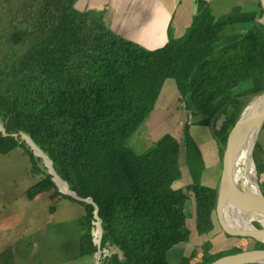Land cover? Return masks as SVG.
Returning a JSON list of instances; mask_svg holds the SVG:
<instances>
[{
    "label": "trees",
    "instance_id": "obj_1",
    "mask_svg": "<svg viewBox=\"0 0 264 264\" xmlns=\"http://www.w3.org/2000/svg\"><path fill=\"white\" fill-rule=\"evenodd\" d=\"M7 2L8 16L3 13L0 23L7 68L0 72V118L7 132L29 134L70 187L98 204L102 248L119 250L105 264H171V248L189 240L188 193L174 185L183 173L181 140L200 221L213 211L200 183L205 161L186 123L182 139L166 133L140 154L127 141L153 110L165 80L173 78L186 109L209 112L221 150L248 98L264 92L263 21L252 14L237 38L220 45L231 16L217 17L207 0H196L189 31L147 48L114 32L99 13L79 9L78 0ZM258 8L263 16L260 2ZM18 146L43 175L27 189L29 198L48 192L55 200L78 201L58 190L24 142L0 133L1 153ZM78 202L86 208L80 253L92 254L94 207ZM239 237L259 246L251 236ZM231 252H209L203 264Z\"/></svg>",
    "mask_w": 264,
    "mask_h": 264
},
{
    "label": "rangeland",
    "instance_id": "obj_2",
    "mask_svg": "<svg viewBox=\"0 0 264 264\" xmlns=\"http://www.w3.org/2000/svg\"><path fill=\"white\" fill-rule=\"evenodd\" d=\"M11 1L19 2L20 0ZM192 1L197 15L196 0ZM4 2L5 0H0L1 24L4 23V18L8 16L5 12V5H10L8 2ZM207 2L217 17L220 15L231 16V21L221 20L228 24L223 33V39L218 43L220 45L228 42L227 40L237 38L243 31L242 27L247 25L243 21L250 18L252 14H255L252 19L263 20L262 15L259 13V0H207ZM90 10L94 12L93 8ZM3 13L5 14L4 18ZM193 23H191V26ZM145 40H141L144 46L146 45ZM138 42L141 44L140 41ZM0 46V72L2 73L7 68L4 65L2 45L0 44ZM250 82L248 81L242 86L249 85ZM164 84L159 94L160 99L158 97L159 101L156 100L153 110L133 133L134 137L137 138H141L142 135V143L146 144L141 153L154 146V142L157 141L159 136L170 133L169 129L172 126H174L171 128L172 131L181 126L178 131H175V135L180 139L183 137V129L181 128L185 123L183 122L185 117L182 115L183 110H185V101L183 98L181 99L179 90L178 96L176 95L175 82H168L165 86ZM235 89L232 88L222 92L217 96L218 98H215V102L217 103L225 95H230ZM258 96V94L250 96L246 106L250 105ZM190 113L191 120L188 119L189 121H186V124L190 125L191 134L193 133L191 131L192 127H197L200 133L208 134L212 131L207 116L209 112L198 114L200 112L190 111ZM222 119L223 117L219 118L218 125L221 124ZM178 121H181V123H178ZM193 136L200 148L199 150H202L201 144L203 145L205 140L202 141L194 133ZM128 144L131 149L136 148L135 145L129 143V140ZM181 144L180 163L183 173L174 185L184 187L188 193L187 227L189 229V240L173 246L169 251V258L171 264H203L210 250L217 251L228 248V246L211 217L201 221L197 220L196 203L192 193V178L184 156L185 146L183 140H181ZM212 148L211 153L214 154L215 146L213 145ZM202 153L203 151H201ZM253 155L258 183L264 195L262 190L264 185L261 181L263 175L260 173L262 162L257 156V152H254ZM37 161L42 165L40 159H37ZM242 169L243 167L241 171ZM42 177L41 173L32 168L30 158L22 147L18 146L9 153L0 152V264H97L96 251L86 255L80 253V239L84 231L80 219L86 214L85 206L70 198L62 197L55 200L48 192L40 193L33 198L27 196V189ZM242 183L243 180L240 176L237 184L241 189ZM236 200L242 208L243 199L238 192L236 193ZM104 248L109 249L111 253L119 251L116 246ZM104 253L99 257L100 264H105Z\"/></svg>",
    "mask_w": 264,
    "mask_h": 264
},
{
    "label": "water",
    "instance_id": "obj_3",
    "mask_svg": "<svg viewBox=\"0 0 264 264\" xmlns=\"http://www.w3.org/2000/svg\"><path fill=\"white\" fill-rule=\"evenodd\" d=\"M263 10L264 23V0H259ZM1 120V118H0ZM0 133L3 136L12 135L19 142H24L25 145L32 151L35 158L40 159L38 165L43 168L50 176L52 181L57 186L58 190L63 194L69 195L72 198L90 203L93 205V241L97 246L95 252L97 264H100L99 257L112 254L109 249L102 248L101 242L103 237L102 219L99 216V207L94 199L90 196L83 197L73 190L68 181L65 180L56 170L53 160L46 154L35 140L26 132H7L4 124L0 123ZM264 142V92L260 94L250 105H247L238 115L234 125L230 129L227 138L217 154V156L208 163L201 175L200 183L204 187L209 197L213 201L212 215L218 230L228 246V249L233 252L223 255L208 264H214L223 258H232L234 264H264V240L259 239L258 247H252L243 241L237 233V227L232 222L233 208L235 209V201L233 199V191L240 189L238 186V173L243 167L241 161L250 155L254 162V150L259 144ZM43 166V167H42ZM257 178V170H256ZM257 185L261 195H263L258 183ZM243 188V184H242ZM264 196V195H263ZM264 220V217H261ZM258 228L264 230V222L258 220ZM120 254H122L120 252Z\"/></svg>",
    "mask_w": 264,
    "mask_h": 264
},
{
    "label": "crops",
    "instance_id": "obj_4",
    "mask_svg": "<svg viewBox=\"0 0 264 264\" xmlns=\"http://www.w3.org/2000/svg\"><path fill=\"white\" fill-rule=\"evenodd\" d=\"M77 6L81 10L93 8L95 12L102 16L104 23L119 35L135 42L138 40L141 45H143L141 40L146 39L145 47L147 48H157L171 39L183 36L191 28V23L195 21L196 14L192 0H78ZM138 41L137 43H139ZM168 82H175L176 86L175 79L167 78L164 86ZM176 95L178 96V89ZM182 115L185 117L183 122L186 123V121H189L188 119L191 120V113L188 109L185 108ZM178 123H181V121H178ZM185 123H183V126ZM183 126L181 129H183ZM180 127L174 131L170 128L169 131L175 135V131H178ZM191 131L202 141L205 140V143L201 144V151L204 153L202 156L206 166L219 153L218 143L212 132L208 134L200 133L197 127H192ZM128 140L129 143L135 145L136 148H132L134 152L140 154L145 149L146 144L142 143V135L141 138H137L133 134ZM213 145L215 146L214 154L211 153ZM129 147L131 146L129 145ZM254 152H257V156L262 162L260 173L263 175L261 181L264 185V142L259 144ZM262 190L264 191V188Z\"/></svg>",
    "mask_w": 264,
    "mask_h": 264
},
{
    "label": "bare ground",
    "instance_id": "obj_5",
    "mask_svg": "<svg viewBox=\"0 0 264 264\" xmlns=\"http://www.w3.org/2000/svg\"><path fill=\"white\" fill-rule=\"evenodd\" d=\"M241 163L243 169L238 173V179L242 177L243 188L233 191L235 209L231 211L233 213L232 222L237 227L239 236H251L257 241L264 240V230L258 228V220L264 222L261 218L264 217V196L261 195L257 185L256 170L251 156L247 155ZM237 192L243 199L244 208H241L236 200ZM214 264H234V261L231 257L223 258Z\"/></svg>",
    "mask_w": 264,
    "mask_h": 264
},
{
    "label": "flooded vegetation",
    "instance_id": "obj_6",
    "mask_svg": "<svg viewBox=\"0 0 264 264\" xmlns=\"http://www.w3.org/2000/svg\"><path fill=\"white\" fill-rule=\"evenodd\" d=\"M211 218H212V220L214 221V218H213V215L211 214ZM215 223V222H214ZM220 239H221V236H220ZM264 246V245H263ZM229 251L230 249H228V248H222V249H219V250H217V251H209L210 253H218V252H222V251Z\"/></svg>",
    "mask_w": 264,
    "mask_h": 264
},
{
    "label": "clouds",
    "instance_id": "obj_7",
    "mask_svg": "<svg viewBox=\"0 0 264 264\" xmlns=\"http://www.w3.org/2000/svg\"><path fill=\"white\" fill-rule=\"evenodd\" d=\"M110 255H111V254H110ZM110 255H106V257H107V256H110ZM106 257H105V258H106Z\"/></svg>",
    "mask_w": 264,
    "mask_h": 264
},
{
    "label": "built area",
    "instance_id": "obj_8",
    "mask_svg": "<svg viewBox=\"0 0 264 264\" xmlns=\"http://www.w3.org/2000/svg\"><path fill=\"white\" fill-rule=\"evenodd\" d=\"M104 257H106V255H104Z\"/></svg>",
    "mask_w": 264,
    "mask_h": 264
}]
</instances>
